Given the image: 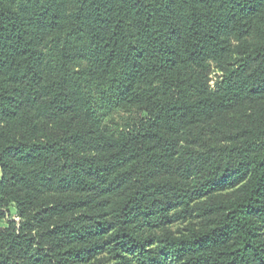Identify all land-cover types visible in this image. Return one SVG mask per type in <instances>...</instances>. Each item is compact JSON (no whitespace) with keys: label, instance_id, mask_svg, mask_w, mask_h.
I'll return each instance as SVG.
<instances>
[{"label":"trees","instance_id":"1","mask_svg":"<svg viewBox=\"0 0 264 264\" xmlns=\"http://www.w3.org/2000/svg\"><path fill=\"white\" fill-rule=\"evenodd\" d=\"M0 169V264H264V0H0Z\"/></svg>","mask_w":264,"mask_h":264},{"label":"rangeland","instance_id":"2","mask_svg":"<svg viewBox=\"0 0 264 264\" xmlns=\"http://www.w3.org/2000/svg\"><path fill=\"white\" fill-rule=\"evenodd\" d=\"M210 78H211L212 89L217 88L219 84V79L221 78V73L218 71L216 66H212ZM1 178H2V172L0 169V181ZM8 211H9V215L5 219L0 220V230L8 227L9 221H13V220L19 221V218L17 216L18 213L15 205H11Z\"/></svg>","mask_w":264,"mask_h":264}]
</instances>
